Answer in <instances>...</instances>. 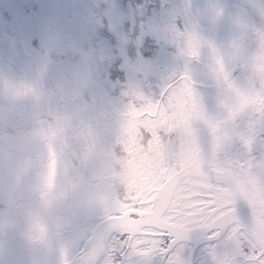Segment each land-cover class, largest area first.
Listing matches in <instances>:
<instances>
[{
	"label": "clouds",
	"instance_id": "1",
	"mask_svg": "<svg viewBox=\"0 0 264 264\" xmlns=\"http://www.w3.org/2000/svg\"><path fill=\"white\" fill-rule=\"evenodd\" d=\"M208 18L228 26L226 39L218 46L193 25L177 52L198 61L210 50L219 110L203 107L233 143V113L241 105L264 111V0H240L231 10L212 0ZM75 51L58 52L53 43L34 81L0 76V264H77L75 252L107 240L131 191L127 101L142 90L130 84L121 101H97L107 82L92 57L83 66L53 68L54 55ZM188 76L179 66L171 72L174 82ZM198 123L190 124L192 132ZM186 134L177 125L167 137L173 154Z\"/></svg>",
	"mask_w": 264,
	"mask_h": 264
},
{
	"label": "snow or ice",
	"instance_id": "2",
	"mask_svg": "<svg viewBox=\"0 0 264 264\" xmlns=\"http://www.w3.org/2000/svg\"><path fill=\"white\" fill-rule=\"evenodd\" d=\"M138 106L141 175L107 240L80 251L78 264H264V111L241 105L229 143L190 76ZM177 125L187 134L173 154Z\"/></svg>",
	"mask_w": 264,
	"mask_h": 264
},
{
	"label": "flooded vegetation",
	"instance_id": "3",
	"mask_svg": "<svg viewBox=\"0 0 264 264\" xmlns=\"http://www.w3.org/2000/svg\"><path fill=\"white\" fill-rule=\"evenodd\" d=\"M41 1L45 3L42 5ZM83 1L86 2L85 5L76 4L79 6H75L72 13H75V14L80 13L81 7L83 5L84 6L83 11L85 14L88 13L87 16L90 14L88 10L91 8L93 9L92 12L97 15L98 19H101V17H103L104 14L109 16V23L105 24L103 21H100L101 23L105 24L104 30L106 31H105V34L99 33L98 41H101L103 38H105V36H107L109 38L108 40L109 44H113L112 46H110L113 52L117 48V42L122 41V54L120 55V59H116L115 57H110V55L107 54V59H109L108 60L109 69H106V76L108 77L106 78L103 76L107 82V86H106V89L101 93V96L95 98L97 101L100 99H103L109 102V95H112V94H116L115 99L120 98L119 100H121L122 99L121 92L123 93L124 89L130 84L137 85L140 88L149 87L151 92H145L142 95V99L145 97H148V98L157 97L164 90V88L161 89V84L159 82L160 80L163 82L164 85L166 84L167 86L171 85L174 82L171 79V72L173 71L175 67L179 66L185 72L189 70L187 69V67L189 66L191 62L189 60L180 58L178 54L177 55L174 54V53H177V49H178L177 33H178V28H179V25H178L179 22L178 21L173 22L172 20L168 22L167 24H165L162 18V15H161L162 13H159V12H162V6L165 0H104V1L101 0L102 2L99 0H94L97 2H93V3L90 0H76L75 3H78V2L82 3ZM144 1H148L151 7L145 8L148 6H141L142 11L140 10L141 11L140 17L142 18V20L141 21L138 20L135 22V19L133 16L135 8L140 2H144ZM65 2H68V0H48V2L46 0H26L24 1L25 8L20 9L19 6H16L15 8H13V6H11L5 9L6 11H8L7 13H3L0 16V30L2 28L6 29L9 25H14L16 26L15 28L18 27L19 29L24 30L23 33H25V30H27L34 24L39 26L40 29L42 30H49L50 25H53L52 27L57 29L56 25L59 24L60 21H62L64 23L63 29L67 28L71 36L75 39V47H74L76 49L75 53L69 52L67 54L69 59L71 58V61H72L70 66H77V64L79 65V63L81 62V50L78 49L76 40L78 39V37L82 36L85 30L82 29V21L80 17L76 20V22H72V21L65 22V20L67 19L66 15H68L66 13H71L70 10H71V5H72V4H66ZM100 2L101 4H98ZM176 2L181 5L182 0H176ZM60 8L63 9V12H60L59 10ZM152 8H156V9L158 8V9L155 11H152ZM186 14H187V11L185 8V15ZM11 15L13 18H11ZM32 17L34 18V20L32 19ZM30 19L31 21H28ZM4 24H5V27H4ZM168 24H171L170 33L165 32L166 30L169 29V27H167ZM136 25L140 27L138 35L147 36L148 33L150 34L151 29L156 30L158 33H161L162 31L165 34L170 35L169 37L165 39H163L164 38L163 36H160L159 40L157 41V43L155 42L154 46L144 47V50H147L146 54H148L150 58L151 56H154L153 55L154 52L157 53L154 57L157 59L156 66L159 70L151 71L150 73H148L149 74L148 77L139 76L138 74H135L133 71L131 73L130 70H127L126 66H124V62H123V59H127V63L129 62L130 60L129 51L131 52L133 51L132 47L134 43L138 40V37L137 39H135V35L137 36V33L136 32L135 34L133 33V31L135 30L133 28H129V27H134ZM48 26H49V29H48ZM77 26H78V29H76ZM113 27L116 28V33H112L111 28ZM125 30L127 31V33ZM63 35H64V32H63ZM66 35L68 36L67 33ZM89 35H90V30L86 31V36H89ZM114 36L117 38L116 44L113 41V40H116L115 38H113ZM129 36H130L131 44L130 46L126 47L124 46V44L129 42ZM47 37L48 35L42 37V39H40L38 43L41 45L43 44L42 50L44 51V54L46 50L50 47L49 45L47 47V43L48 42L50 43V40ZM65 39H66V36H65ZM5 40L13 41L16 45H20V44L25 45V46L33 45V43L28 41L27 37L25 38L22 36V39H17V38H12V37L3 38L2 33L0 32V42H4ZM146 40L147 38L143 39L144 43ZM159 46H160V51L158 50ZM69 47L70 45L64 48L63 50H66ZM104 49H106L107 52H109V48L105 47ZM63 56L54 55L53 59L54 60L57 59L56 62L57 64H59L60 62L63 61ZM65 57L66 55L64 56V58ZM115 65H117L119 68L121 67V69H115L114 68ZM1 71L3 70L0 69V76H2ZM109 74H110V78H109ZM10 77L13 78V76H10ZM190 78L191 80H193L192 76H190ZM25 79L27 82H31L34 80L33 76H31L30 78L29 76L28 77L25 76ZM139 111H142L140 107H139ZM140 117L141 116H139V118ZM141 123L142 122H139V121L137 122L136 127H135L137 131ZM135 153L136 151H133L132 155H130L131 153L129 152V157H130L129 162H132V161L136 162L132 158L135 155ZM139 168H140V165L137 167V172H140Z\"/></svg>",
	"mask_w": 264,
	"mask_h": 264
},
{
	"label": "rangeland",
	"instance_id": "4",
	"mask_svg": "<svg viewBox=\"0 0 264 264\" xmlns=\"http://www.w3.org/2000/svg\"><path fill=\"white\" fill-rule=\"evenodd\" d=\"M4 1L5 2H0V7L2 8L3 11L5 9L11 7L10 4L13 6V8H15L16 6H19L20 9L25 7V4L18 3L22 0H4ZM46 1L48 2V0H46ZM90 1L92 3L97 2L94 0H90ZM99 1H101V0H99ZM172 1L173 0H171V3H173ZM41 2H42V5L45 3L43 1H41ZM75 2H76V0H68V2H65L66 4H72L71 10H70L71 13H66L68 15H66L67 21L65 20V22H68V21L69 22L70 21L76 22V20L80 17L82 22H88V26H89V24H91V26L93 27L91 30V35L86 36V31H84V33H83V38L86 40V42H84L82 40L83 44L78 46V49L82 48L81 49L82 50L81 51L82 58H81V62L79 63V65L77 64V66H83L86 59L88 57H92L95 61L98 62V64L100 66H102L101 69H104V70H102V76L107 78L108 76H106V69H109V66H107L109 63L108 59H107V54H111L113 52L112 49L110 48V46H112L113 44H109V42H108L109 38L107 36H105V38H103L101 41L96 42L95 36L97 35V33L98 34L99 33L105 34L106 30H104V28H105V24L109 23V16L104 14V16L101 17V19H98L97 15L92 12V10H93L92 8L88 10L90 12V14L87 16L88 13L85 14L83 11V8H84L83 5L81 7L80 13H76V14L72 13L74 10V7L79 6L76 4H84L85 5V3H86L85 1H83L82 3L81 2L75 3ZM101 2L98 4H101ZM167 2H168V0L164 1V4L162 6V12L158 11L159 13H162L161 15H162V18H163L165 24L170 22V21H168L170 15L167 12V8H166ZM14 3H16V5H14ZM141 6H148L145 8L151 7L148 1L140 2L137 9H136L139 13H141L140 10H142ZM157 9L152 8V11H155ZM59 10H60V12H63L62 8H60ZM136 12L134 11V13H133L135 22L138 20L141 21L142 18L139 17L136 14ZM131 13H132V11H131ZM179 13L181 15H183L182 17H184V13L181 10H179ZM84 15H86V19H85ZM11 18H13L12 15H11ZM177 18H178V15H177ZM100 21H103L105 24L101 23ZM173 22H172V24H173ZM184 23H185V19H184L183 25H184ZM52 26L53 25H50V29L48 26L49 30H42V29H40L39 26H37L35 28V31L38 34V36H37L38 38L36 39V41L39 42L40 39H42V37L47 36V35L49 38H51L50 36L52 35L53 38L51 39V42L59 45V43H60L59 35L64 32L65 34L66 33L68 34V36L66 37V42L70 46L75 47V39L71 36V34L67 28L63 29L64 23L62 21H60L59 24L56 25L57 29L53 28ZM4 27H5V24H4ZM15 27L16 26H14V25H9L6 29L2 28L1 29V31L3 32L2 37L5 38L6 35H10V36H12V38L22 39V33L24 32V30H21L18 27L17 28H15ZM167 27H169V29L166 30L165 32L170 33L171 32V24H168ZM186 27H183L181 29V31H180L181 34L186 33L189 29L192 28L190 23H189V25H186ZM129 28H133L135 30V31H133V33L134 34H135V32L137 33V36L135 35V39H137V37H138V40L134 43V45L132 47L133 51L132 52L130 51V53H129V57H130L129 62L127 63L125 61L127 59H123L124 66H126L127 70H130L131 73L133 71L135 74H138L139 76H142L143 74H146L147 72L150 73L151 71H153L155 69H157V71H158L159 69L156 66V60L157 59L154 57L157 53L154 52V54H153L154 56H151V58H150L149 55L146 54L147 50H144V47L154 46L155 42L157 43L160 36H163L164 37L163 39H165V38L169 37L170 35L165 34L162 31H161V33H158L154 29H151L150 34L148 33L147 36L146 35H138V32L140 30V27L138 25H136L134 27H129ZM76 29H78V26ZM196 31H197L198 35L200 36V33L198 32L197 29H196ZM55 33H56V35H55ZM126 33H127V31H126ZM113 38L116 39V40H113L114 43L116 44L117 38L115 36ZM144 38H147L145 43L143 41ZM113 41H112V43H113ZM129 41H130V38H129ZM179 43H180V37L178 38V45H179ZM48 45L51 46V44L49 42L47 43V47H48ZM28 47H29V45H28ZM105 47L109 48V52H107V50L104 49ZM206 50H207V48H206ZM206 50H204V52L201 56V59L198 60L199 62H203V64H208V61H209L208 50L207 51ZM34 52L35 51H33V50L30 51L24 45H21V44L16 45L13 41H10V40H5L4 42H0V67H1V69H3V67L6 64L7 70L15 72L17 74L16 78L14 77L16 80H23L21 72H23L24 76H27V77L29 76V78L31 76H33V78L35 80L39 76V73L41 70L42 57L35 55ZM90 54H92V55L95 54L96 56H94V55L92 56ZM174 54L177 55L178 52L174 53ZM64 56H63V61L60 62L59 65L55 64V66H53L55 68V70H63L64 67L66 68V67H69L71 65V63H72L71 58L69 59V57L67 55L64 58ZM198 61L197 62L196 61H193V62L190 61L191 63L187 67V69H189V70H187L186 73L188 75L192 76V78H193L192 82L194 84L193 85L194 90L200 96L205 108H207V111L210 113H215L216 111L219 110L218 109V97H216V95L214 93H211V90L209 89V88H212L214 80L211 77L210 70L207 72L205 70H203L201 63H199ZM1 72H2V76H5V74H3V71H1ZM109 78H110V74H109ZM159 82L161 84V89L164 88V90H165V88L168 87L166 84L164 85L161 80ZM150 91L151 90L149 89V87H147L146 92H150ZM153 98H155V97H153ZM112 102H117V101L115 99ZM132 105H133L132 102L127 103V111H126V113H127L126 123H130L131 125L133 123L132 120H134V119H137V120H139V122H141V120L137 116V114L133 113L136 111V109H132V110L129 109V108H132ZM206 105H207V107H206ZM215 105H216V107H214ZM138 166H139V164H138ZM137 167L134 168L135 172H137ZM77 253L78 252H75L74 255H76Z\"/></svg>",
	"mask_w": 264,
	"mask_h": 264
},
{
	"label": "bare ground",
	"instance_id": "5",
	"mask_svg": "<svg viewBox=\"0 0 264 264\" xmlns=\"http://www.w3.org/2000/svg\"><path fill=\"white\" fill-rule=\"evenodd\" d=\"M174 5L175 6H177L178 8H179V6L177 5V4H175L174 3ZM181 5H182V3H181ZM183 6V5H182ZM172 9H173V6H172ZM180 9H183V8H180ZM15 13H16V11H15ZM32 19L34 20V18L32 17ZM28 21H31V19L30 20H28ZM37 27V25L36 24H34V25H32L30 28H28L27 30H25V33H23L22 34V36L23 37H27V39H28V41L29 42H31V43H34L35 41H36V39L38 38L37 36H38V34L36 33V31H35V28ZM82 28L85 30V31H89L90 30V35H91V30H92V26H91V24H89V26H88V22H82ZM111 30H112V33H116V28L115 27H113V28H111ZM8 37H12V36H8ZM96 37V42L98 41V39H99V34L97 33V35L95 36ZM82 40L84 41V42H86V40L83 38V37H78V39L76 40V44H77V46H80V45H82L83 43H82ZM89 42V41H88ZM130 44H131V42L129 41V42H127L126 44H124V46H126V47H128V46H130ZM161 44H162V42H161ZM82 48H80L79 50H81ZM158 50L160 51V46H159V48H158ZM122 54V41H118L117 42V48L114 50V52L113 53H111V54H109L110 55V57H115L116 59H120V55ZM81 58H82V56H81ZM109 60V59H108ZM109 62V61H108ZM208 64H210V62L208 61ZM99 65V64H98ZM107 66H109V63H108V65ZM99 67L101 68L102 66H100L99 65ZM115 69H121V67L119 68L117 65H115V67H114ZM0 69H1V67H0ZM3 70V69H2ZM21 74H22V77H23V81H26V79H25V76L23 75V73L21 72ZM210 74H211V77L213 78V80H214V83H213V86H212V88L210 89L211 90V92L212 93H214L217 97H219V95H220V92H221V88H220V85H219V83L217 82V80H216V78L212 75V73H211V71H210ZM121 95H122V92H121ZM142 95H143V93L142 94H138V95H136V96H133V97H130L129 99H128V101H127V103H130V102H132L133 103V105H132V108H129V109H136V111L135 112H133L134 114H138L139 116H142V115H144V111H139V107H137L138 106V102H139V100L140 99H142ZM120 98H117L116 100H118V101H121V100H119ZM128 148H131V140H129V138H128Z\"/></svg>",
	"mask_w": 264,
	"mask_h": 264
},
{
	"label": "water",
	"instance_id": "6",
	"mask_svg": "<svg viewBox=\"0 0 264 264\" xmlns=\"http://www.w3.org/2000/svg\"><path fill=\"white\" fill-rule=\"evenodd\" d=\"M223 3L227 5V7L231 10L236 8L240 4V0H223ZM212 4V0H182V5L186 8L187 6H197L200 5L201 7H198L200 10V15L202 18L199 17V14L194 13L193 15L195 16V19H197L198 23V32L200 33V36L204 39H206L207 34L209 33V36L207 40L214 41L215 35H213V32L211 31L212 28L216 31V34L218 35V42L214 41L218 46L226 39L227 34H228V26L226 24H219V25H213L209 18V9L210 5ZM183 8V9H185ZM190 8V6H189ZM204 10V11H203ZM205 19H208L205 20ZM215 26V27H214ZM201 29V31H200ZM206 35V37L204 36ZM208 50V56H209V62H210V50Z\"/></svg>",
	"mask_w": 264,
	"mask_h": 264
}]
</instances>
